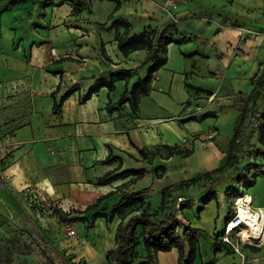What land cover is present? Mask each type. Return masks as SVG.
I'll return each mask as SVG.
<instances>
[{
  "label": "crops",
  "instance_id": "obj_1",
  "mask_svg": "<svg viewBox=\"0 0 264 264\" xmlns=\"http://www.w3.org/2000/svg\"><path fill=\"white\" fill-rule=\"evenodd\" d=\"M150 2L155 4L157 1ZM30 3L31 0L11 8V11H22L21 17H18L21 21L17 28H20L21 22L32 21L29 15L25 14L28 13L26 7ZM97 3H107V13L99 15L96 8L98 4L95 3L90 21L79 23L75 28L55 27V30L59 29L60 32L64 30L62 38H53L52 28L44 32L49 36L44 38L46 43L33 47L24 43L18 46L10 44L1 49L0 71L12 72L11 76L18 80L16 82L29 78L33 99L32 105L28 103L30 108L27 112L10 117L4 107L13 104L12 99H16L20 93H0V129L9 132L0 138V217H5L7 221L10 215L14 221H19L16 214L20 212L19 202L25 190L32 193L39 191L63 207L84 210L100 197L115 191L121 183L130 186L127 190H132V187L134 190L147 188L142 185V181L154 167L173 162L176 158L189 162L196 157L198 145L195 146L193 155L184 159L174 156L169 161H164L160 156L163 155L161 150L164 144H175L181 148L187 136L201 131V128H196L190 123L182 126L177 120L173 124L164 121L172 116L179 118L183 102L188 97L184 87L185 81L195 65V61L188 64V59L177 45H169L168 63L158 71L159 80L149 95L140 99L137 113L133 112L130 102L118 105L125 92L120 87H123L125 81L117 82L112 92L104 86L89 100H82L95 84L94 76L98 78L106 74L108 80L110 74L115 73L120 66H126L138 68L143 78L149 66H139L145 60L146 51H137L126 57L117 47L112 21L124 18L134 25L135 12L126 15V7L131 6L130 3H126V6L116 13H113L115 6L111 1ZM47 12L49 17L55 12L67 18L72 13V8L63 5L54 11L50 8ZM146 12L143 8L140 14L143 27L149 22ZM138 32L139 28H134L132 34ZM105 55L111 62L105 59ZM74 86L76 91L61 102L62 97ZM166 91L169 94H166ZM166 99L171 101V105L165 102ZM36 100L39 101L38 105ZM172 103L176 107L175 110L171 107ZM19 121L23 123L18 125ZM141 150L145 153L155 151L160 154L151 156L153 168H148L149 156L142 155ZM110 154L122 161L121 167L120 160L105 162ZM206 156L205 160L201 161L211 160L213 165L212 158ZM207 163H204L206 167L203 169L196 170L189 163L188 167H193L189 173L184 166L185 175H181L182 179L212 170V165ZM131 169H145L147 172L143 178L135 180L132 184L131 180L136 178L132 175L118 178L107 185L95 184L98 178L109 172L120 173ZM172 183L174 182L164 184L163 179H156L152 188L157 192ZM250 192L252 207L255 210H264V176L257 177ZM195 199L192 205L200 210L202 206L199 199ZM217 203L220 207L218 211L215 204L210 203L205 212L199 213L197 217H188L182 213L181 217L177 215L184 224L200 231L199 253L193 264H241L239 255H225L215 248V238H221L216 232L222 229L228 220L225 197L220 196ZM206 211L209 214H206ZM119 222L116 218L107 224L105 219L99 218L96 224L101 228L113 226L116 234ZM260 230L261 228L251 226L243 236L252 242L261 243ZM114 243L115 240L111 246L96 251L100 260L96 264L104 263L105 255ZM259 245L264 246V241ZM246 253L257 254L252 251ZM143 260L140 259L139 262ZM158 264H179L178 251L173 249L170 252H160Z\"/></svg>",
  "mask_w": 264,
  "mask_h": 264
},
{
  "label": "rangeland",
  "instance_id": "obj_2",
  "mask_svg": "<svg viewBox=\"0 0 264 264\" xmlns=\"http://www.w3.org/2000/svg\"><path fill=\"white\" fill-rule=\"evenodd\" d=\"M9 1L0 4V52L2 47L10 44L18 46L24 43L33 47L46 43L44 38L49 36L44 32L47 29L53 28L51 33L53 38H62L64 30L60 32L59 29L55 30V27L75 28L79 23L90 21L95 3L98 4L96 8L99 15L107 13V3L100 5L97 3L99 1H111L115 7L117 2H120L121 8L130 3L131 6L126 7V15L135 12V24L130 22L131 34L134 28H139L138 33H141L144 30L159 32L170 27L167 35L172 41L171 44L177 45L188 59V64L195 61V65L185 81V84L192 88L184 86L188 97L183 102L179 118L172 116L164 121L173 124L177 120L182 126L190 123L196 128H201V131L187 136L181 146L182 149L175 144H164L161 150L163 155L148 151V168H153L151 156L160 155L161 159L169 161L172 157L169 159L167 157L173 150L194 152L196 145L199 146L196 157L189 162L176 158L173 162H165L162 165L166 167L162 178L164 184L183 180L181 175H185L184 166L189 173L193 167L195 170L203 169L206 167L204 163L208 161L212 165L211 160L201 161L205 160L206 155L214 161L212 170L225 166L230 142L245 113L243 129L248 139L243 147V160L236 176L240 183L219 185L218 191L212 193L214 199L210 202L215 204L218 211L220 207L217 201L220 196H224L227 217L232 216L237 199L234 198V194L251 193L252 186L245 179V170L250 165H261L264 158V143L261 141L264 133V105L260 107V102L256 101L257 104L245 109L249 94L264 86V0H154L157 1L155 4L150 0H31L26 7L28 13L25 14H28L32 21L21 22L22 30L17 28L21 21L18 17H21L22 11L6 10ZM24 1L23 3H27L29 0ZM63 5H69L71 8L73 5L80 6L83 12L76 15L71 13L67 18H63L61 13L52 12L49 17L47 11L50 8L54 11ZM115 7L113 13L121 10L120 8L115 11ZM143 8L146 9L149 19L144 27L140 15ZM119 30L123 32L124 29ZM123 69L135 71L131 76V82L129 80L120 87L126 91L141 76L138 68L133 67L120 66L116 72ZM11 75L12 72L0 71V93L11 91L20 93L16 99H12L13 104L4 107L7 116L10 117L27 112L30 108L28 103L32 105L33 101L31 80L24 78L23 82H16L17 78ZM158 80L157 72L151 82L152 88ZM165 93L169 94L167 91ZM178 96L181 97L180 94ZM165 102L171 101L166 99ZM124 103L121 97L118 105L122 106ZM38 104L39 101L36 100V105ZM171 107L174 110L176 108L174 104ZM256 110L259 111L260 117L258 121L253 122L251 114ZM133 112L137 113L134 110ZM22 123L23 121H19L18 125ZM8 133L0 129V138ZM189 163L193 167L189 168ZM157 167H154L142 181L143 186L153 187L157 179L154 169ZM231 172V168L227 169L226 175ZM201 183L204 184V181ZM129 187L128 184L121 183L112 192L123 193ZM179 194L187 198V205L177 212L180 217V213L188 217L193 215L197 217L199 213L205 212L206 206L210 204L203 205V200L210 195V190L201 186L179 191ZM195 198L199 199L202 210L192 205ZM161 201V190L156 192L152 188V191L145 195L144 203L147 204L148 210L156 211ZM19 205L20 212L16 214L19 221H14L11 215L7 218L8 221L5 217H2L3 219L0 217V264H8L10 260L12 264H96L100 262L96 251L111 246L115 240L114 227L97 226L96 222L91 220L92 212L81 213L83 210L63 207L39 191L32 193L25 190ZM206 214L209 213L206 211ZM224 229L225 226L216 234L222 237ZM215 239V248L219 253L239 255L242 259L241 264H264V246L241 243L242 253L239 254L225 246L221 238ZM244 240L250 241L245 237ZM247 251L257 254H247ZM43 253L47 258L43 257ZM103 264H107L106 259Z\"/></svg>",
  "mask_w": 264,
  "mask_h": 264
},
{
  "label": "trees",
  "instance_id": "obj_3",
  "mask_svg": "<svg viewBox=\"0 0 264 264\" xmlns=\"http://www.w3.org/2000/svg\"><path fill=\"white\" fill-rule=\"evenodd\" d=\"M6 0H0V4ZM25 2L24 0H10L6 10ZM121 8V3L117 2L115 11ZM83 10L80 6H72V14H80ZM130 21L126 19H114L112 28L115 29V40L119 51L126 57L137 51H146L145 60L140 64V67L147 66L146 75L138 79L130 90H126L122 95L124 102H130L132 109L135 112L139 111V101L142 97L149 95L151 92V82L155 74L167 64L168 46L172 43L168 32L170 27L159 32H150L144 30L141 33H130ZM123 28V32H120ZM105 59L111 62V59L105 55ZM134 71L132 69H123L115 73H111L109 79H106V74H102L96 78L95 84L89 89L88 93L82 99L89 100L94 94H97L102 87H107L110 92L115 90L116 83L125 81L126 84L131 79ZM188 88H192L186 84ZM58 86L57 89H59ZM76 91V87H71L62 97L61 102L65 101ZM260 102V107L264 105V86L253 90L245 105V109ZM56 106V103H55ZM246 114H243L241 123L237 127L235 134L230 142L228 156L225 166L204 172L196 177L183 179L172 183L161 190L162 201L156 211L148 210L147 204L144 203L145 195L152 191L151 187L140 190H127L123 193L111 192L100 197L95 203L87 206L81 213L92 212L91 220L96 222L97 219H105L107 224L112 223L116 218L120 220L116 229L114 246L109 249L105 255L107 264H158V255L160 252H170L176 249L179 253V264H193L199 253V229L193 228L184 224L177 217L176 200L179 196V191L189 190L192 187L201 186L210 190V195L203 200V205L206 206L214 198L212 193L218 191V186L221 184L235 182L236 176L240 171V164L243 160V147L246 144L248 137L243 129ZM260 114L256 110L251 114L253 122L259 120ZM261 141L264 143V133H262ZM192 150H173L167 159L173 156H181L187 158L193 155ZM142 155H146L144 150H141ZM120 160L117 157H112L111 154L105 160L106 163ZM122 161L120 160L119 167ZM231 168L232 172L226 175V170ZM120 168H117V170ZM161 170V172L159 171ZM116 171V170H115ZM166 171L165 166H158L154 172L157 179L164 177ZM145 169H131L120 173L109 172L98 178L95 182L97 185H107L112 181L132 175L136 177L131 180V184L139 178H143L146 174ZM245 179L251 186L254 185L258 176H264V165H250L245 170ZM204 181V184L201 182ZM239 194H234V198H238ZM187 203L182 207L184 208ZM202 210V208H201ZM229 219V218H228ZM27 254V253H26ZM43 257L47 258L43 253ZM12 264V261H8Z\"/></svg>",
  "mask_w": 264,
  "mask_h": 264
},
{
  "label": "built area",
  "instance_id": "obj_4",
  "mask_svg": "<svg viewBox=\"0 0 264 264\" xmlns=\"http://www.w3.org/2000/svg\"><path fill=\"white\" fill-rule=\"evenodd\" d=\"M264 165V158L263 163ZM187 198L184 196H179L176 200V209L181 210L182 207L186 204ZM253 199L252 196L249 194H242L235 200V211L232 216L227 220L225 223V229L223 235L221 237V242L227 246L228 248L232 249L234 252L241 254V243L253 245L257 247H262L259 244L252 243L250 241H245L242 237L241 231L243 228H246L248 223L245 218H242V212H247L246 214L250 215H257L258 216V223L262 224L264 227V221L262 220V215L264 210L258 209L255 210L253 207ZM248 218V216H246ZM235 238H234V237ZM260 236H264V232H260ZM264 241V239H263Z\"/></svg>",
  "mask_w": 264,
  "mask_h": 264
},
{
  "label": "bare ground",
  "instance_id": "obj_5",
  "mask_svg": "<svg viewBox=\"0 0 264 264\" xmlns=\"http://www.w3.org/2000/svg\"><path fill=\"white\" fill-rule=\"evenodd\" d=\"M247 212H242V218H245L247 220V227L246 228H243L242 231H241V234H242V237H243V233L246 232L249 227H257V228H261L260 232H264V227L262 226V224H259L258 223V216L257 215H250V214H246ZM248 216V218L246 217ZM262 220L264 221V212H263V215H262ZM244 239V237H243ZM263 239H264V236L262 237V242H263ZM261 242V243H262Z\"/></svg>",
  "mask_w": 264,
  "mask_h": 264
}]
</instances>
